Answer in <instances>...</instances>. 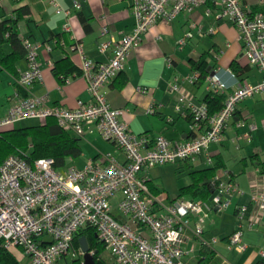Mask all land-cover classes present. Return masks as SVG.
<instances>
[{"label": "built area", "instance_id": "2783aa9c", "mask_svg": "<svg viewBox=\"0 0 264 264\" xmlns=\"http://www.w3.org/2000/svg\"><path fill=\"white\" fill-rule=\"evenodd\" d=\"M51 3L58 14H70L57 0ZM205 5L210 7L207 15L211 16L215 10L218 18L235 24L244 56L250 65L264 73V12L251 11L242 0H132L136 20L132 34L119 42L111 39L100 44L101 53L113 49L107 62L96 63L87 58L78 41L72 47L82 57L81 69L91 102L79 101L74 109L51 107L48 95L32 94L20 99L0 119L2 130L24 121L52 117L60 128L77 137H84L87 129L97 132L115 143L127 160L123 163L107 154L100 160H88L83 168L71 166L57 170L53 158L30 163L19 155L9 156L0 168V241L7 250L21 249L30 264H58L71 253L74 239L84 228L96 231L110 252L111 264H190L185 249L189 235L210 245L204 239L209 214L226 210L234 196L243 194L237 183L223 181L218 176L217 195L212 201L179 197L165 204L150 189L149 177L140 176L157 166L195 163L201 156L213 164L208 149L224 141L239 104L264 93V78L257 84L239 86L216 113L210 112L207 103L197 104L187 94H181L179 107L183 104L188 107L194 135L184 141H173L165 135L150 139L147 135L134 134L122 120L125 111L114 108L104 92L105 86L124 69L131 52L158 22H172L181 13H192ZM74 9L81 10L82 2L76 0ZM108 33V27H104L102 36ZM193 36L191 31L187 32L181 44ZM22 43L28 69L21 73L18 84L31 89L43 81L39 60L42 45L30 39H23ZM199 78L197 74L189 81L197 83ZM207 84L208 90L216 93L227 89L217 75L210 76ZM171 90L181 92L179 82L173 83ZM257 129L252 125V131ZM252 187L255 209L238 206L239 225L228 238L229 248L238 252L248 248L243 239L244 222L252 229L264 220V186L255 180ZM115 203L120 216L114 213ZM48 238L52 239L51 243L47 242ZM217 242V239L212 241ZM91 253L95 256L96 250ZM79 254L84 256L82 248ZM260 254L264 258V249Z\"/></svg>", "mask_w": 264, "mask_h": 264}, {"label": "crops", "instance_id": "0c3cea01", "mask_svg": "<svg viewBox=\"0 0 264 264\" xmlns=\"http://www.w3.org/2000/svg\"><path fill=\"white\" fill-rule=\"evenodd\" d=\"M75 1L57 0L62 9L71 11L66 15L58 14L51 0H0V19H16L19 15L16 27L20 38L42 45L39 60L43 71L42 82L31 89H24L18 84V79L28 69L26 55L15 63L14 72L0 65V119L20 99L32 94L48 95L51 107L74 109L79 101L91 102L88 83L82 74V57L74 52L73 45L78 41L83 45L87 58L96 63L107 62L113 55V49L101 53L100 44L111 39L119 42L132 34L136 20L132 0H79L82 2L79 11L74 9ZM242 2L253 12H264V0ZM209 8V5H205L192 13H181L172 22H158L144 36L141 45L131 52L124 69L105 86L108 101L114 108L125 111L122 120L134 134L147 135L150 139L165 135L173 141L192 138L190 111L184 104L179 107V98L181 94H187L197 104L207 103L210 94H217L208 90L207 81L211 72H215L226 85V91L220 93L225 99L239 86L257 84L263 80L264 73L250 65L244 56L243 43L235 24L218 18L215 10L211 16L207 15ZM21 10L25 13H20ZM104 27L109 29L105 37L101 34ZM189 31L194 36L182 45L180 41ZM3 49L8 55L15 52L10 43L4 44ZM203 55H207L208 78L203 82L191 83L190 77L197 74L201 77L193 65ZM62 76L69 81H63ZM176 82H179L181 92L171 90V85ZM36 121L38 124L25 125L27 121H24L15 126L47 122ZM252 125L258 129L252 131ZM224 137L222 143L213 144L208 149L213 164H209L205 156L195 163L175 164L178 169L188 170V179L184 180L182 188L192 184V172L214 169V176L210 179L213 185L220 176L223 181L237 183L243 191L242 195L233 197L229 208L222 212L214 210L209 214L204 239L210 245L188 236L185 249L190 264H257L263 260L260 251L264 249V220L252 229L248 222H244L243 239L248 245L246 251L230 249L228 238L239 225L238 206L246 205L250 211L255 209L252 183L258 180L264 186V174L261 172L264 162V93L239 104ZM80 138L83 167L88 160H100L107 154H112L123 163L127 160L115 143L105 140L97 132L91 133L87 129L85 136ZM155 168L140 177H149L154 186L152 192L159 199L160 195L166 193L151 178V170ZM256 174H259L257 178ZM210 198L205 201H210ZM174 199L168 193V203ZM213 239L218 242L212 243ZM10 252L19 264H30L21 249H12ZM75 253L73 259L78 254ZM68 258L69 255L63 257L58 264L64 261L68 264ZM80 258L84 264V256Z\"/></svg>", "mask_w": 264, "mask_h": 264}, {"label": "trees", "instance_id": "16d2710c", "mask_svg": "<svg viewBox=\"0 0 264 264\" xmlns=\"http://www.w3.org/2000/svg\"><path fill=\"white\" fill-rule=\"evenodd\" d=\"M25 13L21 10L20 13ZM21 16V15H20ZM2 20L0 22V65L14 72L15 63L26 55L24 45L17 30L19 20ZM10 43L14 48V53L6 54L3 46ZM207 55L194 63V70L201 73L198 82H203L208 78ZM58 73V72H57ZM63 77V76H62ZM61 79L63 80V78ZM225 97L217 93L209 95L207 104L211 113L220 111L224 105ZM81 138L74 136L59 127L55 118H48L47 122L40 125L8 127L0 130V168L4 161L11 155H19L28 162H33L41 158H53L55 168L64 170L70 159L75 160L82 156ZM261 172L264 174V162L261 164ZM215 170L208 169L203 171H194L190 174L192 184L180 190V197L199 198L208 200L215 191V185L210 181L214 176ZM150 189L154 186L150 182ZM86 237L90 250H96L94 259L96 264H109L107 260L100 257L106 246L99 240L96 231L91 228L82 229L74 239L73 250L78 253L75 256L73 264H83L79 250L81 249L80 238ZM75 253V254H76ZM0 264H19L17 258L7 250L0 241ZM257 264H264V258Z\"/></svg>", "mask_w": 264, "mask_h": 264}, {"label": "rangeland", "instance_id": "374dc122", "mask_svg": "<svg viewBox=\"0 0 264 264\" xmlns=\"http://www.w3.org/2000/svg\"><path fill=\"white\" fill-rule=\"evenodd\" d=\"M25 125L29 124H38V121L32 120L27 121L24 123ZM78 166L83 167L84 161L82 158H78L72 160H69V165L67 167L71 166ZM144 173V172H143ZM142 173V175H143ZM151 178L154 179V182L157 186L161 188V190H165L164 192L166 194L160 195L159 200L162 203L167 204L168 203V193L170 194V197L174 199L177 196H180V190L185 184V179H188V170L184 171L182 169H178L174 163L166 164L164 166H159L153 170H151ZM168 192V193H167ZM179 198V197H177ZM114 213L118 216L121 214L119 213L118 205L117 203L114 204ZM111 255L109 250H106L102 253V258L106 259L109 264L111 260ZM74 258V251L72 248L71 253L69 254V258L67 260L68 264H73ZM62 264H66V261H64Z\"/></svg>", "mask_w": 264, "mask_h": 264}, {"label": "water", "instance_id": "95a60500", "mask_svg": "<svg viewBox=\"0 0 264 264\" xmlns=\"http://www.w3.org/2000/svg\"><path fill=\"white\" fill-rule=\"evenodd\" d=\"M210 71H211V69H210ZM214 75H216V73L211 72V76H214ZM216 195H217V192L214 191V193L212 194V196L210 198V201H212ZM47 242L51 243L52 239L48 238ZM80 244H81L82 251L84 253V264H96L94 256L91 253L87 238L81 237L80 238Z\"/></svg>", "mask_w": 264, "mask_h": 264}]
</instances>
